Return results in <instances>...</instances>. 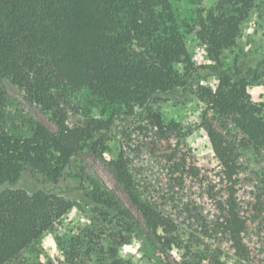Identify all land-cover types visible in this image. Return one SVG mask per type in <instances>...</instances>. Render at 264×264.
<instances>
[{"label":"trees","instance_id":"obj_1","mask_svg":"<svg viewBox=\"0 0 264 264\" xmlns=\"http://www.w3.org/2000/svg\"><path fill=\"white\" fill-rule=\"evenodd\" d=\"M212 1L197 32L210 64L197 68L180 16L185 0H0V82L10 79L27 101L52 111L57 127L38 126L24 137L0 127V264H91L95 257L130 264L119 250L133 240L154 264H170L183 230L159 202L140 194L130 164V152L138 151L132 136L145 138L149 154L168 165L175 189L201 185L206 178L181 144V125L166 124L156 110L194 88L206 105L201 125L223 175L221 188L209 193L215 214H197L214 244L202 247L190 234L182 264H227L229 256L230 264H264V197L247 196L239 163L242 153H264V106L248 90L259 73L223 64L264 0ZM95 110L99 117H90ZM72 116L84 120L70 125ZM112 141L119 143L112 174L141 221L77 166L87 155L105 159ZM28 175L42 187H20ZM67 194L92 209V226L66 246L58 239L63 260L22 261L75 206Z\"/></svg>","mask_w":264,"mask_h":264},{"label":"rangeland","instance_id":"obj_2","mask_svg":"<svg viewBox=\"0 0 264 264\" xmlns=\"http://www.w3.org/2000/svg\"><path fill=\"white\" fill-rule=\"evenodd\" d=\"M213 5L212 0H185L180 4L181 20H185V33L192 62L195 67L200 68L210 64L207 47L200 40L197 32L199 23L204 18L206 11ZM224 69L241 70L248 68L257 69L259 80L251 83L248 90L254 101L264 106V9L257 8L251 18L244 24L243 33L238 41L237 47L227 54L223 60ZM215 88L216 79L210 81ZM205 81H202L204 84ZM2 98L0 99V127L14 136H29L34 128L46 126L53 131L57 130L54 113L26 100L24 91L16 86L10 79H2L0 82ZM206 108L197 94L196 88L193 94L184 97H172L167 101L157 104L156 110L162 115L166 124H180L183 131L181 144L194 157L198 167L205 175V181L200 185L188 187L186 190L175 189L170 182L171 175L168 165L158 157L151 156L145 146L147 142L143 137L132 136L135 140L132 149L138 151L130 152V164L139 186V192L143 199L159 202L164 211L178 220L183 230V243L174 248L168 257L170 264H182L187 256V240L189 235L201 238L200 246H211L214 242L204 233L205 228L199 213L207 218L215 214L212 198L209 193L217 192L221 188L222 167L215 157L208 136L201 125L202 114ZM90 117H99L97 110ZM84 120L82 116H72L70 125ZM153 135L150 133L149 138ZM139 148V149H138ZM119 155L118 141L110 143V150L105 159H99L87 155L77 162L79 169L85 173L94 175L112 191H114L123 203L132 211L135 217L141 221V216L130 197L117 183L114 178L109 162ZM241 174L247 196L253 200L259 196L264 197V153L247 151L240 155ZM70 185L74 183L70 182ZM30 191L42 187L38 178L28 175L20 184ZM59 192V190L57 191ZM67 197L76 202L73 195ZM249 198V197H248ZM192 212H188V210ZM201 216V217H202ZM95 220L92 209L81 205L75 206L47 232L36 244L26 249L21 260L27 263L47 261L49 259L57 262L63 260V251L59 246L58 239L63 245L87 231ZM119 256L130 264H154L145 256L143 243L133 240L119 250ZM226 262H233L231 256ZM17 264V263H11ZM91 264H101L97 257ZM205 264V263H204Z\"/></svg>","mask_w":264,"mask_h":264}]
</instances>
